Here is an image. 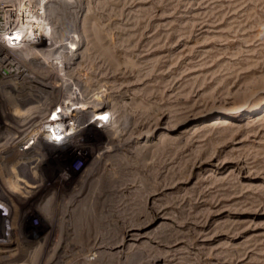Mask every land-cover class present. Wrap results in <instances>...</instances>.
I'll return each instance as SVG.
<instances>
[{
  "label": "rangeland",
  "instance_id": "1",
  "mask_svg": "<svg viewBox=\"0 0 264 264\" xmlns=\"http://www.w3.org/2000/svg\"><path fill=\"white\" fill-rule=\"evenodd\" d=\"M71 1L82 7L60 0L45 8L56 40L77 48V57L67 64L58 49L55 61L43 58V43L32 51L33 95L25 73L5 82L0 66V130H7V105L23 114L30 102H53L54 93L58 101L42 120L49 135L68 78L82 86L83 101L106 100L110 113L106 123H88L90 148L54 144L48 158L28 160L27 171L11 165L25 121L0 136V167L7 168L0 171L1 253L18 252L13 229L23 222L32 242L26 256L20 251L26 259L31 250L45 262L61 244L70 253L63 264L74 254L83 264L89 236L119 237L140 224L150 236L147 253L167 257L161 244L181 241L176 259L161 263L264 264V0ZM46 234L51 253L44 254ZM125 251L105 262L125 261Z\"/></svg>",
  "mask_w": 264,
  "mask_h": 264
},
{
  "label": "bare ground",
  "instance_id": "2",
  "mask_svg": "<svg viewBox=\"0 0 264 264\" xmlns=\"http://www.w3.org/2000/svg\"><path fill=\"white\" fill-rule=\"evenodd\" d=\"M58 1H60V0H0V23H2V22L4 23L3 25L2 24L1 25L3 26L4 35L6 37L5 39H8L7 46L9 47V49H6L5 47L2 46V43L0 41V57H3V58H0V62H1L0 66L5 67V70L7 72L5 77L3 78L4 79L3 81L9 82V80H11L12 77H14V76L19 77L20 75L25 73L24 76L29 77V80H28L29 83L26 86L29 87V92H31L32 95L34 93H37V91H38V88L36 85V82L38 80H37L36 75L32 72L33 71V69H32V62L33 61H29L30 57H33L32 55H30L33 53L32 51L37 50L39 53V50L41 49V48H39V45H42V43H43V46L45 45V47L40 52L41 56L43 58L55 61L54 58L51 56L58 49H62V51L64 53L67 52L66 53V57H68V63L67 64H71L72 59L74 57H77V54H78V53H74V50H76L77 48H71L69 46V49L67 50L66 48H68V47H62V44L58 42L59 40L58 41L56 40V37L58 35L55 37V33H56V30L54 27L55 25L53 26V23H52L54 18L52 19V16H50L51 15L50 11H48L45 8V6L47 7V4L49 5V3H54V2L58 3ZM70 2H72V5L75 3V1H71V0H70ZM70 4L71 3H69V5ZM73 6L82 7V4H74ZM54 14H55V12H54ZM54 14H53V16H54ZM59 31H61V29ZM11 40H13V41H11ZM24 50H27V52L23 53L22 51H24ZM2 51L6 54H3ZM58 51H60V50H58ZM59 53H61V52H59ZM22 54L27 55V56H25V57H27V61L25 59L24 60L21 59ZM65 62H67V60ZM7 65L9 67H7ZM24 66H26V68H29V70H31V71H29V70L27 71V69L23 68ZM12 67H14L16 70H12L11 69ZM30 72H32V73H30ZM48 81H49V79H48ZM62 82L64 84H66V88L64 89V91H66L65 100L61 101L59 103V107H57V111H56L57 116L48 120V124H50V127L53 129V131L56 134L54 137H52V132L49 131V135L46 133V128H45L44 124H42V120L44 119V117L46 118V113L49 110L48 103H51V105H53L55 100L57 99V97L55 96L54 93L49 96V98L51 97V99H53V102H50V101L47 102L45 100H41V103L36 102V101L33 103L30 102V104H27V106L25 107L26 112L23 114L21 112L19 114H17L18 111L12 107V103L7 105L6 109H3L4 110L3 111L4 118H2L1 121L7 126V130L6 129L4 131L0 130V136L8 133V131H12L13 130L12 128H16L17 125H19L16 123L17 122L18 123L23 122V120L25 121L24 126H26V128H27L25 130V131H27L25 136L24 135L21 136V134H22L21 131L19 132V134L16 138L13 135L14 136L13 140L16 139V142H15V145H13V148L18 149L16 157L14 158V160L12 161L13 163L11 164V165L15 164L14 170L19 169L22 171V169L25 168V170L27 171L25 164L32 157L39 158V162L48 158L46 151L48 149H50L52 147V145H54V144L57 146H61L60 144H64L66 146L72 145L73 147L83 149V151L87 150L88 148H90V145H87V144H89L87 142V140L89 138H87V137L90 136V133H89L91 130L90 124L92 122L94 123L95 121H97V122L103 121L106 123L107 119L104 120V118L106 117V114L110 113V111L108 109H106V107H107V103H105L106 100L102 101L100 104H97V105H94L91 102L83 101L85 99V96L83 95L82 86L74 88L75 86H72L73 80L69 79V78L65 81L63 80ZM17 89L18 88H16L14 92H16ZM75 89H80V90L78 92H76ZM16 93H19V90ZM57 101H58V99H57ZM78 103H81V104H78ZM22 110H24V108L20 109V111H22ZM41 110L44 113H40L39 111H41ZM238 111H240V109ZM90 112H95V116L92 119H86L87 118L86 115ZM228 115H230V114H228ZM263 115H264V111H263ZM88 123H90V124L88 125ZM86 124L88 126H86ZM59 130H62V131H59ZM84 130L86 133L84 132ZM29 133L31 134V139L34 138L32 140H34L35 143H39V146L37 148H33L31 146V144H30V141H32L31 139L25 140L26 135ZM80 133L81 134H87V135L83 139L82 137H80V135H81ZM60 134H62L60 144L59 143L56 144V141H58L57 136H59ZM9 135H11V134H9ZM53 141H55V143ZM119 144L121 145V143H119ZM60 148L64 149V146H61ZM84 154H86V153H84ZM6 169H7L6 166L0 167V171L2 173L5 172ZM23 173H24V171H23ZM62 178L67 179V176H63ZM4 184H6V183H4ZM5 186L6 185H3L2 188L3 189L6 188ZM3 192H5V190H1L0 195L3 194ZM94 192H92V193H94ZM92 197H93V195H92ZM86 199H88V197ZM84 201L86 202V200H84ZM52 203H53V201H52ZM82 205H81V207H82ZM63 207H62V209H64ZM76 207L78 208V206H76ZM84 209H85V207L83 209L80 208L79 209L80 211L78 210L80 216L85 214L86 210L84 212L82 211ZM91 211L92 210H90V212ZM65 212H66V208H65ZM71 212L73 214V210H71ZM59 217H61V216H59ZM62 217H61V219H62ZM75 217H78V216L76 215ZM46 218H47V216H46ZM64 219H65V217H64ZM85 219H86V216H85ZM48 220H49V218H48ZM78 220H79V218H78ZM59 221H61V220H59ZM77 222H79V221H77ZM22 223L23 222H20V224H18L19 227H17L18 226L17 225L13 229L14 234L16 235V238H15L16 244L18 247H20L18 252H9L8 251V252L1 253L2 248L0 247V253H1L0 254V264H63L64 260L70 256V253H68V251H66L64 246L59 244L55 248V250L53 251L52 255L51 256L48 255V256H50V258L47 257L45 259V262H44V256L42 257L39 255V257L38 258L36 257V259H35V256L33 255V251H31V250H29V252H28L29 255H28V258L26 259L23 254H25V256L27 255V253H25L26 248H27V246H30V244L32 242L29 240V238H27V235L25 234L24 227H23ZM72 223H74V222H72ZM53 224L55 225V223H53ZM54 225H53V227H55ZM75 225H74V228H75ZM50 228H51V226H50ZM59 228H60V226H59ZM122 229H123L122 235L119 237L118 236H110L108 234H99V233L93 237L89 236L87 238V240L89 242V247H88V249H86V252H85L86 260H85V262H83V264H107L105 262L106 258H112V257L117 256V255L119 256L120 253L124 254V252H126L125 251L126 249H128L127 252H130V254L128 255V257L125 261L122 259L123 262H121L119 264H166V263H161V262L167 261L168 260L167 258L172 257V256L173 257L171 258V260H168V261L175 260L176 255L178 254V252H180V249H177V246L179 245V243H181V241L176 242V243H172V244H169V242L166 244H161V245H165V247H167V249L164 252L165 256H167V257H164L160 254L147 253L145 250H143V244H144L143 239L145 237H150L148 234H146V232H143V230L146 229V226H141L140 224H134V225H130L128 229H124V228H122ZM60 233H61V231H60ZM61 234H63V233H61ZM44 236L49 237V238L45 239L42 236L45 239L44 243H43L44 249L42 248L44 251V254H45L46 252L49 251L48 244H49L50 236L49 235L47 236V234ZM52 237H54V236H52ZM57 238H56V240H57ZM155 241H157V240H155ZM162 241H164V240H162ZM52 242H54L53 239H52ZM50 250H52V249H50ZM20 251L23 252V254ZM40 251H42V250H40ZM36 254H37V252H36ZM73 256H74V258L69 260V262H67V264H81L79 262H76L77 254H74Z\"/></svg>",
  "mask_w": 264,
  "mask_h": 264
},
{
  "label": "built area",
  "instance_id": "3",
  "mask_svg": "<svg viewBox=\"0 0 264 264\" xmlns=\"http://www.w3.org/2000/svg\"><path fill=\"white\" fill-rule=\"evenodd\" d=\"M59 131H62V130H59ZM62 134H63V133H62ZM62 134L59 135L60 137L57 136V138H58V141H56L57 143H60L61 138H62V137H61ZM52 136H55V132H54L53 130H52Z\"/></svg>",
  "mask_w": 264,
  "mask_h": 264
}]
</instances>
